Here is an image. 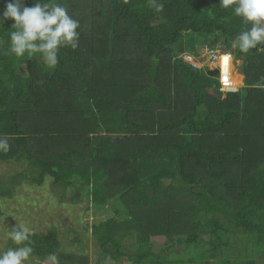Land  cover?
I'll list each match as a JSON object with an SVG mask.
<instances>
[{
  "label": "trees",
  "instance_id": "16d2710c",
  "mask_svg": "<svg viewBox=\"0 0 264 264\" xmlns=\"http://www.w3.org/2000/svg\"><path fill=\"white\" fill-rule=\"evenodd\" d=\"M46 2L80 21L79 43L47 69L7 54L13 21L0 27V137L10 145L0 161L24 165L9 184L49 177L74 201L111 207V217L86 225L92 264L201 241L216 264H242L225 259L230 237L264 243V91L252 87L264 77V50L232 46L244 26L219 0H159V12L148 0ZM215 43L234 53L243 75V86L224 95L218 68L178 57ZM222 68L237 89L242 77L229 61ZM10 194L0 188V198ZM33 233V258L60 250L57 229ZM65 254L87 262V253Z\"/></svg>",
  "mask_w": 264,
  "mask_h": 264
},
{
  "label": "clouds",
  "instance_id": "9594fccd",
  "mask_svg": "<svg viewBox=\"0 0 264 264\" xmlns=\"http://www.w3.org/2000/svg\"><path fill=\"white\" fill-rule=\"evenodd\" d=\"M149 6L157 12L164 8L159 0H148ZM219 7L232 9V14L240 18L244 26L232 38V46L242 54L251 50H264V0H219ZM13 21L8 33L7 54L16 58L36 57L47 69H54L58 63L61 48L76 49L79 43L80 21L73 18L63 3H51L36 0L31 5L26 0H6L0 10V27L7 21ZM231 60V54L222 57ZM264 91V77L252 85ZM10 149L7 138L0 137V152ZM34 233L23 224H15L4 232L10 242L6 249L0 248V264H26L33 254ZM110 259V258H109Z\"/></svg>",
  "mask_w": 264,
  "mask_h": 264
},
{
  "label": "rangeland",
  "instance_id": "374dc122",
  "mask_svg": "<svg viewBox=\"0 0 264 264\" xmlns=\"http://www.w3.org/2000/svg\"><path fill=\"white\" fill-rule=\"evenodd\" d=\"M219 39L216 36L214 38L217 42H222L218 41ZM232 63V73L237 75L240 61L236 59L234 61L233 58ZM202 64L206 65V62L203 61ZM22 164L0 161V188L9 187L11 189L9 196L0 198V248L6 249L7 240L4 237V232L16 223L26 225L33 232L38 233H43L53 227L58 231L60 250L52 258L38 261L32 257L26 264H37L38 262L41 264H83L78 261L66 260L65 253L69 251L80 252V254L87 253L88 262L84 264H91L97 249L94 247L89 227L87 228L86 225L112 216L111 207L99 209L92 204L89 207L85 201H74L72 199L73 190H65L52 185L49 177H45V182L41 185L30 184L22 178L18 185H10L9 176L22 171L24 168ZM75 237H78L77 241L74 240ZM232 237H230L231 243L234 241ZM198 245L202 246V241L200 244L190 245L185 250L182 248L179 264H190V256L194 255L196 258L197 254L198 261L194 259L192 264H196V261L198 264H202V258H199L201 250L198 249L195 253V246Z\"/></svg>",
  "mask_w": 264,
  "mask_h": 264
},
{
  "label": "crops",
  "instance_id": "0c3cea01",
  "mask_svg": "<svg viewBox=\"0 0 264 264\" xmlns=\"http://www.w3.org/2000/svg\"><path fill=\"white\" fill-rule=\"evenodd\" d=\"M238 74L242 77L240 80L241 81L240 87H241L244 84L243 75L240 73ZM230 244H231V247H224V250L226 251V254H225L226 260H231V261L238 260V263H240L241 261L242 264H244L243 259L246 256V254H249L254 258L256 264H264V243L263 242H254L252 245L251 244L246 245L245 242L243 241L234 240L232 243L230 242ZM195 249H196L195 253H197L198 249L201 250L199 258H202V264H207V261L208 263L216 264L215 260H217V258L212 257L207 252L205 254L203 245L195 246ZM152 251H153L152 252L153 254H151L150 256L149 255H146V256L142 255L141 257L138 256L137 258H135V260L134 258H129L128 253H125L120 258H117L114 260L109 259L101 264H179V256H180V253L182 252V249L173 248L172 250H169L166 253H162L161 244H157V247L154 246ZM153 255H157V257H153ZM205 258H206V263L205 261L203 262V259ZM194 259L198 261V254L196 258L194 255L190 256L189 258L190 264H192ZM197 261H196V264H198ZM87 262H88V258H87Z\"/></svg>",
  "mask_w": 264,
  "mask_h": 264
},
{
  "label": "built area",
  "instance_id": "2783aa9c",
  "mask_svg": "<svg viewBox=\"0 0 264 264\" xmlns=\"http://www.w3.org/2000/svg\"><path fill=\"white\" fill-rule=\"evenodd\" d=\"M229 53L231 54V60L229 61L231 67L233 65L232 62L234 58V53L230 49H227L222 43H215L214 46H210V45L197 46L195 52L184 51L180 53L178 57L181 58L186 63L197 68L204 66L202 64L203 61L204 63L206 62V65L208 64L207 66L210 69L218 68L219 69L218 80L220 82L219 88L224 95L227 92L238 90L231 83L228 73H224L222 68L221 58ZM232 68L233 67L230 68V74H232L233 72Z\"/></svg>",
  "mask_w": 264,
  "mask_h": 264
},
{
  "label": "bare ground",
  "instance_id": "6f19581e",
  "mask_svg": "<svg viewBox=\"0 0 264 264\" xmlns=\"http://www.w3.org/2000/svg\"><path fill=\"white\" fill-rule=\"evenodd\" d=\"M221 61H222V58H221Z\"/></svg>",
  "mask_w": 264,
  "mask_h": 264
}]
</instances>
